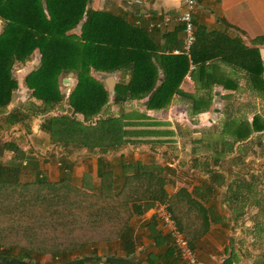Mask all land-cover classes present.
I'll return each mask as SVG.
<instances>
[{
    "label": "trees",
    "instance_id": "obj_1",
    "mask_svg": "<svg viewBox=\"0 0 264 264\" xmlns=\"http://www.w3.org/2000/svg\"><path fill=\"white\" fill-rule=\"evenodd\" d=\"M87 5L88 0H0L3 24L0 31V115L19 88L13 68L29 60L35 52L39 55L38 66L24 76L23 83L31 92L30 96L42 102V114L63 101L60 78L73 74L75 84L65 103L72 114H81L85 122L94 120L110 100L104 83L93 74L105 78L119 68L126 70L128 79L115 85L111 99L114 104L147 97L145 108L159 111L166 109L177 95L192 104L194 111L211 105L210 97L181 90L189 72V61L183 53H165V48L158 50L139 27L119 15L89 10ZM77 27L79 33H72ZM191 59L196 65L195 71L190 73L196 89L237 87L217 63L198 66L192 51ZM244 75L250 90L264 98V64L255 57V74L247 72ZM17 111L3 120L13 125L29 118ZM50 119L51 116L44 119L43 132L51 133ZM63 120L67 125L63 126L64 133L76 128L80 136L72 139L78 141L74 145L90 151L98 147L101 154L105 152L103 139L113 140L107 138L108 130L115 131L116 141L123 132L116 120L100 121L98 118L95 127L82 126L66 117ZM230 121L224 130L232 143L246 140L251 133L264 132V118L259 115H254L250 122ZM93 131L99 134L91 142ZM101 132L104 134L100 135ZM83 137L86 140L81 143ZM225 140L222 137L216 144L226 149L232 147V143ZM224 147L220 148L222 151H217L216 145L213 147V166L219 165L223 151L228 152ZM5 149L13 152L9 165L0 162V260L8 264L24 260L33 263V257L49 254L57 264L73 262L70 254L83 250L85 240L95 237L102 239L95 243L113 240L134 250L128 238L129 222L156 202L168 205L192 248L195 236L207 229V225L202 228V223L200 231H195L194 226L197 214H207V208L196 200L195 192L189 193L186 187L172 196L167 195L162 168L148 170L139 161L126 164L119 158V173L115 175L101 155L97 156V185H86L82 181V187L78 188L71 184L68 175L72 165L69 163L65 165L67 174H62L58 181H50L47 176L36 173L33 180L21 182L20 174L26 169L22 166L25 153L12 143L5 144ZM212 177L220 181L218 174Z\"/></svg>",
    "mask_w": 264,
    "mask_h": 264
},
{
    "label": "rangeland",
    "instance_id": "obj_2",
    "mask_svg": "<svg viewBox=\"0 0 264 264\" xmlns=\"http://www.w3.org/2000/svg\"><path fill=\"white\" fill-rule=\"evenodd\" d=\"M87 8L89 9V0ZM2 22L0 20V31L2 30ZM72 33L78 34L79 27L72 31ZM39 55L37 52L33 53L29 60L24 63L17 64L13 68V75L16 78L19 88L13 92V97L10 104L7 106L4 114L0 115V149H2V153L0 154V162L4 165H9L13 152L5 149V144L12 143L17 146L25 154L24 160H26L27 168L30 169V172L23 170L20 174V181L26 182L31 181L35 178V173H42L41 175H47V178L50 181H58L62 178V167L63 164L57 165V163H69L72 165V169L68 175L69 182L75 187H82V181L86 185L92 186L93 183L98 184V179L96 178V160L97 156L103 155V160L106 165L114 172L115 175L119 173V158L121 161L126 164H131L135 162H141L148 170H152V168H162V177H164L165 184L169 180V177L172 182L178 183L179 188H185L187 182L184 181V178L191 181V179L196 180L197 178V168L200 171L205 170L204 168H208L211 165V161L213 158V147L217 146V151L221 150L219 144H216L220 138L226 139L229 144L233 142L232 139L225 133V125L226 123L231 122L230 119H236L238 121H248L252 120L254 115H259L264 118V98L259 97L255 94V92L250 90V84L247 82L246 76L238 75L232 79L237 87L230 89H222V87H213L211 90H198L193 86L186 84H182V89L192 95L200 94L206 97L211 98V105L208 107L201 108L197 111H194L193 105L188 101L184 100L181 97L174 96L171 100L169 106L165 110L155 111L154 113L145 108V103L147 101V97L143 98L141 101H126L122 104H114L112 102L113 92L109 90L107 86H113L118 82H126L127 78H122L120 74H111L112 79L108 80V77H102L101 75L93 74L96 79L100 80L104 83L105 87L109 92V102L106 105L105 109L99 116L95 117L94 120L101 119H109L112 121H124L125 115H130L134 120H147V116L152 118L154 123L153 129H146L145 132H142V138L144 139H134L135 143L128 142L126 140L125 144H121L122 136L120 132V139L116 141L114 138H118L114 130L109 129L107 138L113 139L112 141L102 142V149H105L104 154L99 153L97 147L95 151L85 150L84 148H74L71 147V144L64 145L62 143V151L64 153H68L66 158H54L50 157L48 160L45 159L46 155L53 152L57 145H54V142L62 141V139L72 140L76 137H80L78 132L74 129H69L66 133L63 132V129L54 130L51 135L53 138L49 136L48 132H44V134H40L38 130H41V127L38 128L41 122L36 123V118L42 116L41 120L49 116V114H65L64 107L68 106L65 103V98L69 94L70 90L73 88L75 84V77L73 74H68L67 76H61L59 81V89L61 95L63 96V101L59 103L55 108L49 110L47 114H42L40 110L43 108L42 102L37 101L36 99L30 96L31 92L24 86L23 78L30 71L34 70L38 66ZM263 65V63H261ZM257 67V66H256ZM108 76V75H107ZM67 82H64V80ZM184 81V80H183ZM198 95V96H200ZM204 98V97H203ZM69 109V108H68ZM20 110L22 113L24 112L25 116L29 115V118H24L17 123V129H12L15 126H10V124L3 119L8 115L18 112ZM71 114V111L68 110ZM127 111L122 114V112ZM41 113V114H40ZM18 116L19 113H17ZM44 115V116H43ZM50 115V116H51ZM76 115L73 114V118ZM142 116L141 118H138ZM138 118V119H137ZM40 120V118H39ZM143 120V121H144ZM11 121H13L11 119ZM42 121V122H43ZM93 121V120H92ZM51 129L52 126L56 127H66L63 119L61 120L51 117ZM15 125V123H13ZM43 124V123H42ZM72 125V123H70ZM9 127V128H8ZM36 127V129H34ZM21 128L25 129L26 132L32 134V131L35 135L40 134L41 137H33L32 140L26 138V136H21ZM31 130V132L29 131ZM20 130V131H19ZM63 132V134H62ZM91 142L96 140L99 133L93 131ZM21 134V135H20ZM62 134V135H61ZM104 133L101 132L100 135ZM37 138V139H34ZM47 138L53 140L51 144L45 145L47 142ZM45 140V141H44ZM86 137H83L81 141H85ZM78 142V141H76ZM116 142V143H115ZM120 142V143H119ZM115 143V144H114ZM139 143L144 145L143 148L135 147L133 145L131 149H127L125 145L127 144H136ZM215 143V144H214ZM48 147V149L46 148ZM116 148V149H115ZM226 149V146L223 150ZM24 150V151H23ZM223 151L220 156L221 165L228 167L226 169L228 171V181L225 184H229L231 188L234 187L235 184L240 188L246 191V196L242 201L244 203H255V206L251 204V207H246V211H251L250 218L255 220V240H259V242L255 245L264 247V132L262 133H251L250 136L242 141V142H234L232 143V147H227L226 151ZM222 151V150H221ZM62 152V153H63ZM58 154V153H57ZM122 157H119L121 156ZM197 156L199 163H196L197 160L194 156ZM56 156V155H54ZM37 165H33L32 160ZM47 160V161H42ZM62 159V160H61ZM29 162V164H28ZM44 163V164H42ZM175 163L174 166L170 167L172 173L165 172V169L168 167L166 164ZM41 165V169L43 171L40 172L39 168ZM192 164L194 169L197 171H193ZM68 166V165H67ZM49 167V168H48ZM213 167V165H212ZM26 168V167H25ZM26 168V169H27ZM176 169V170H175ZM66 170V169H65ZM174 171H178L175 173ZM180 172V173H179ZM64 174V173H63ZM67 174V173H65ZM168 174L170 176H168ZM186 175V176H185ZM86 178V179H85ZM176 180V181H175ZM192 182V181H191ZM190 183V182H189ZM191 185V184H190ZM170 189V185H167ZM248 186H251L248 190ZM169 193V192H168ZM137 222L133 224V229H137ZM245 226L243 223L240 225V229L242 231H246L250 226ZM262 231V232H261ZM136 232V231H135ZM93 236V233H92ZM98 238H87L85 240V247L81 251H77L74 254H70V259L74 260L73 262L64 263V264H93L94 256H97L96 262L104 263L109 262L110 259H118L122 258L125 254L121 250H117L111 252V250H116L117 241L106 240L105 242H97ZM138 234H136V238L134 243L137 244L139 242ZM90 240V241H89ZM94 240V242H93ZM102 240V239H100ZM88 242V243H87ZM139 247V246H138ZM99 249L98 255L93 253V249ZM140 248V247H139ZM140 250V249H139ZM107 253V254H106ZM76 257V258H74ZM70 260V261H71ZM33 263L28 262V260H24L22 262L12 261L11 264H57V261L53 260V258L49 255H45L42 257H33ZM3 263V260H1ZM8 264V263H7Z\"/></svg>",
    "mask_w": 264,
    "mask_h": 264
},
{
    "label": "crops",
    "instance_id": "obj_3",
    "mask_svg": "<svg viewBox=\"0 0 264 264\" xmlns=\"http://www.w3.org/2000/svg\"><path fill=\"white\" fill-rule=\"evenodd\" d=\"M182 9L183 0H89V10L106 11L119 15L129 23L142 29L158 47V50L165 48V53H174L175 50H180L182 47L184 34L182 25L178 21ZM193 22L196 28V43L192 53L194 58L197 59L198 66L202 63L205 65L217 63L220 70L228 78L234 79L235 76L240 74L244 76L247 72L255 74V57L259 63L264 64V0H196ZM252 66H254L253 70ZM117 73L122 78L128 77L124 68L117 69L114 74ZM185 82L191 86L195 84L191 76L188 75L185 76L182 84ZM195 86L197 88V85ZM180 88L182 89V87ZM64 109L65 114L58 115L54 113L49 114V116L61 120L65 117L74 119L82 126H88L89 124L90 127H95L97 124L95 120L85 122L81 114H74L76 116L73 118L72 112L70 114L67 107H64ZM125 112L127 111L122 112L121 115ZM41 118L43 117H37L35 120V125L41 122L37 126L38 128L43 123ZM144 119L136 121L132 116L125 115L123 124L120 122L121 129H123L121 144H125L127 139L128 142L133 141L132 143H135L136 140L134 139H144L141 137L142 132H145L146 129H153L155 125H152L154 123L152 118L147 116V120ZM12 126H15L12 128L13 130L18 128L17 123ZM55 129H63V125L62 127L52 126L51 133ZM29 131L31 132L30 129ZM21 132V136H26L30 140L44 134L42 130H38L40 134L37 135L33 131L32 134H29V132H26V128H21ZM51 133H49V136L52 139ZM47 142V144H44L48 146L54 141L47 138ZM62 143L64 145L71 144V147L74 148H81L74 145V143H77L75 140L62 139V141L54 142L53 146L56 144L57 148L44 158H47V160L50 157L66 158L68 153L62 151ZM129 145L139 148L144 146L139 143L127 144L125 145L127 149H131L132 146ZM46 148L48 149V147ZM85 150L87 151V149ZM196 157L195 155L194 158L196 159ZM47 160L42 159V161ZM196 160V163H199L198 159ZM32 162L33 165H37L34 159ZM221 162L220 160L219 165L213 167L211 164L208 168L205 167L203 171L199 170L201 167L197 168V171L192 164L193 171H197L196 180L191 179V182L184 178L186 184H189L185 186L186 190L192 194L195 192L196 200L208 210V213L202 214V216L197 214V220L194 221L196 223H194V226L197 229L195 231H200L207 225V229L202 232L203 234L195 236L198 240L195 239L193 249L197 259L200 264H264V247L260 248L261 246L257 247L255 245V241L256 243L259 242V240H255L257 239L254 232L255 220L250 218L252 212L246 211V207H251V204L255 206V203L249 204L242 201L246 196V191L237 184L233 188L229 184H225L231 182V180L228 181V171L226 170L228 167L224 166L226 168L224 169ZM26 163V160H23L22 166L27 168ZM62 164V174L67 173L66 163H57L60 166ZM174 164L167 163L168 167L165 172L171 174L173 170L170 167ZM24 170L30 172L29 168ZM39 170L40 172L43 171L41 165ZM174 172L178 173V171ZM213 174H218L220 181L213 178ZM168 176L170 175L168 174ZM167 185L171 186L170 189ZM178 186V183L172 182L169 177L167 184L164 185L167 195L172 196L179 189H182ZM247 188L250 190L251 186ZM135 222L138 223L137 229L132 227ZM201 223L202 228L199 229ZM242 223L245 225L244 228L246 226H250V228L242 231L240 229ZM129 230L130 237L128 238L133 243L134 250H128V244V246H125L120 242L114 243L117 249L111 250V252L114 251L115 253V251L121 250L125 254L117 261H115L116 259H110L106 264H182L175 256L174 249L159 220L155 204L148 206L141 214L133 216L129 222ZM136 234L140 238L137 244L134 243ZM93 253L98 255L99 249H93ZM93 258L95 260L93 264H104L96 262L97 256ZM0 264L7 263L5 261L1 263L0 260Z\"/></svg>",
    "mask_w": 264,
    "mask_h": 264
},
{
    "label": "built area",
    "instance_id": "obj_4",
    "mask_svg": "<svg viewBox=\"0 0 264 264\" xmlns=\"http://www.w3.org/2000/svg\"><path fill=\"white\" fill-rule=\"evenodd\" d=\"M196 0H183V9L178 17V21L183 28V44L180 50H175L174 54L183 53L189 61V72H194L196 65L191 59V51L196 42V28L193 22ZM168 21V18L166 19ZM159 220L166 234L169 236L175 256L182 264H200L192 246L188 243L178 220L173 215L167 204L155 203Z\"/></svg>",
    "mask_w": 264,
    "mask_h": 264
},
{
    "label": "water",
    "instance_id": "obj_5",
    "mask_svg": "<svg viewBox=\"0 0 264 264\" xmlns=\"http://www.w3.org/2000/svg\"><path fill=\"white\" fill-rule=\"evenodd\" d=\"M108 80H110V79H112V77L111 76H108V78H107ZM64 82H67V80L65 79L64 80ZM107 88L109 89V90H112V92H114V87L113 86H107Z\"/></svg>",
    "mask_w": 264,
    "mask_h": 264
}]
</instances>
